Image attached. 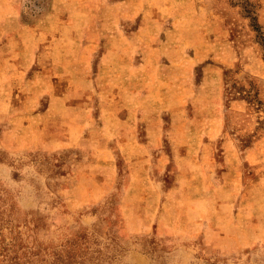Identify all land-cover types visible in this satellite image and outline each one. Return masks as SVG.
I'll return each mask as SVG.
<instances>
[{
  "label": "rangeland",
  "instance_id": "1",
  "mask_svg": "<svg viewBox=\"0 0 264 264\" xmlns=\"http://www.w3.org/2000/svg\"><path fill=\"white\" fill-rule=\"evenodd\" d=\"M0 264H264V0H0Z\"/></svg>",
  "mask_w": 264,
  "mask_h": 264
},
{
  "label": "crops",
  "instance_id": "2",
  "mask_svg": "<svg viewBox=\"0 0 264 264\" xmlns=\"http://www.w3.org/2000/svg\"><path fill=\"white\" fill-rule=\"evenodd\" d=\"M29 60H32V56L30 53H26V54L20 53L17 57L11 56V60L9 59V57L7 58L8 63L15 65L16 68H18V69L20 67H17V65L18 66L24 65ZM74 61L73 62L70 61L67 66L72 67L74 64H76V62H74Z\"/></svg>",
  "mask_w": 264,
  "mask_h": 264
},
{
  "label": "trees",
  "instance_id": "3",
  "mask_svg": "<svg viewBox=\"0 0 264 264\" xmlns=\"http://www.w3.org/2000/svg\"><path fill=\"white\" fill-rule=\"evenodd\" d=\"M245 11H247L248 15H250V14H249V11H250V10H247V8H245ZM252 22H253V21H252Z\"/></svg>",
  "mask_w": 264,
  "mask_h": 264
}]
</instances>
